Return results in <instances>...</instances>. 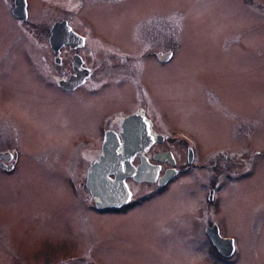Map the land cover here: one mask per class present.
<instances>
[{
	"label": "rangeland",
	"instance_id": "374dc122",
	"mask_svg": "<svg viewBox=\"0 0 264 264\" xmlns=\"http://www.w3.org/2000/svg\"><path fill=\"white\" fill-rule=\"evenodd\" d=\"M148 1L152 2L145 0V5ZM153 2L156 9L164 11L157 16L150 14L159 18L162 28L165 24L167 32L161 34L162 39L168 38L174 22L178 25L172 60L160 66L156 82L146 78L162 112L169 124L181 130L182 139L195 141L196 158L202 162L218 155L231 138L228 119L234 116L240 124L241 150L245 144L248 150H240L235 157L228 154L222 164L243 166L250 156L249 147L264 148V10L260 7L264 0L254 7L260 13L246 9L239 0ZM246 4L252 7L251 2ZM1 11L0 122L13 126L17 135L10 129L1 134L0 128V151L9 147L14 137L19 153L32 157L29 161L21 159L12 174L0 170V264H84L85 259L94 264H219L205 250L201 228L190 222L188 232L182 233L177 228L165 229L166 220L154 217V210L149 221L140 220L144 214L131 220L94 214L87 215L88 219L73 207L72 201L78 197L84 202L86 190L79 196L70 194L64 168L77 169L84 186L93 142L90 146L71 140L79 128L67 110L68 97L42 80L27 55L35 49L11 24L10 16ZM84 14L102 36L123 41H127L124 21L138 15ZM34 15L38 23L52 16L50 21L62 17ZM74 29L82 33L79 25ZM46 31L39 32L41 39ZM91 51L93 64L104 65V57L89 45L81 53L89 62ZM222 103L232 112L226 113ZM233 129L236 132L237 127ZM63 153L67 154L62 162L56 154ZM42 156L45 159L37 158ZM260 156L255 165L262 169L254 176L225 179L220 209L215 210L236 237V264H249L254 253L264 258V156ZM197 171L174 179L188 182L191 191L186 197L192 214L196 204L200 203V210L204 199L200 195L204 177ZM176 197L184 201V195ZM170 201L176 204V198ZM255 217L260 223L254 226L251 219Z\"/></svg>",
	"mask_w": 264,
	"mask_h": 264
},
{
	"label": "flooded vegetation",
	"instance_id": "af4514ba",
	"mask_svg": "<svg viewBox=\"0 0 264 264\" xmlns=\"http://www.w3.org/2000/svg\"><path fill=\"white\" fill-rule=\"evenodd\" d=\"M260 1L239 0L246 9L258 13L260 12L254 7ZM246 2H251L252 7ZM260 7L264 10V5ZM0 9L3 14L10 16L11 24L20 29L25 41L35 49L27 55L35 62L42 80L55 87L57 93L68 97L67 110L72 113L73 121L79 128L71 140L90 146L93 142L86 161L84 186L76 173L77 169L73 166L70 170L68 167L64 168L68 173L66 185L70 194L79 196L83 189L86 190L84 202L78 197L72 201L73 207L79 208L84 217H92L93 214L111 215L131 220L144 214L140 220L147 221L153 216L154 210V217L166 220L165 229L177 228L182 233L188 232L190 222L201 228L208 254L213 255L219 264H236V237L226 227L229 224L219 218L215 210L220 209L225 179L243 180L262 169L255 163L257 156H264V148L257 149L255 145L249 147L250 156L243 166L222 164L228 154L235 157L241 150L240 124L233 116L231 120L228 119L231 138L220 148L218 155L202 162L196 158L195 141L188 143V140L179 135L181 130L169 124L168 117L162 112L146 78L156 82L160 66L172 60L176 47L177 23L174 22L176 27L170 26L172 32L168 34V38L162 39L165 24L162 28L159 18L150 14L157 16L164 11L156 9L153 0L148 1L147 5L145 0H0ZM84 12H130L138 15L124 21L127 41H123L102 36L94 30ZM168 12L176 15L173 11ZM46 13L62 17L50 21L52 16L49 21L38 23L34 14ZM148 17L150 20L145 21ZM57 24L71 36L66 40L53 38L51 31ZM77 25L82 33L74 29ZM41 30H47L44 32V39L40 38ZM35 35L37 36L34 38ZM88 45L104 57V65L97 61L93 64L95 56L92 51L89 54L92 60L88 62L81 53ZM5 60L9 61L10 58ZM221 105L226 113L232 112L225 103ZM234 126L237 127L236 132ZM0 128L3 129L1 134L4 129H10L14 136L17 135L11 125L0 122ZM10 139V146L0 151V170L4 174H12L18 169L21 159L29 161L32 157L27 153H19L17 141L14 137ZM105 141L106 148L108 147L106 151L103 150ZM247 150L245 144L241 151ZM65 154L67 153L56 155L63 162ZM44 156L37 158L45 159ZM104 156L110 165L107 178L117 182L118 188L121 185L120 188L126 193L125 198H116L113 203L108 204L86 186L89 168ZM38 162L42 164L41 161ZM51 165L52 163L50 168ZM62 167L58 166L57 169L64 171ZM142 168L147 169L146 174L141 173ZM192 170H198L204 177L200 194L204 199L200 210V203L194 206V214L186 197L187 192L191 191L188 182L183 184L174 181L184 174H194ZM177 195H184V201L177 199ZM172 198H176V204L170 201ZM251 220L254 226L260 223V220L256 221V217ZM251 249L256 251L254 247ZM253 256L249 264H264L263 257L256 253ZM82 262L94 264L86 259Z\"/></svg>",
	"mask_w": 264,
	"mask_h": 264
},
{
	"label": "water",
	"instance_id": "95a60500",
	"mask_svg": "<svg viewBox=\"0 0 264 264\" xmlns=\"http://www.w3.org/2000/svg\"><path fill=\"white\" fill-rule=\"evenodd\" d=\"M51 36L58 39L65 38V40L71 36V34L66 30L60 27L58 24L52 29ZM128 121V119H127ZM107 142L103 143V150L106 151ZM110 168V165L107 161V158L104 156L100 162L90 167L87 172L86 186L92 192L100 197L104 203H113L116 198H125L126 193L124 189L118 188L117 182H112L107 178V172ZM147 169L142 168L141 173H144ZM139 173V174H141ZM147 172H145L146 174ZM118 189H121V191ZM123 190V191H122Z\"/></svg>",
	"mask_w": 264,
	"mask_h": 264
},
{
	"label": "snow or ice",
	"instance_id": "6c2138e0",
	"mask_svg": "<svg viewBox=\"0 0 264 264\" xmlns=\"http://www.w3.org/2000/svg\"><path fill=\"white\" fill-rule=\"evenodd\" d=\"M129 196H131V194L129 193Z\"/></svg>",
	"mask_w": 264,
	"mask_h": 264
}]
</instances>
